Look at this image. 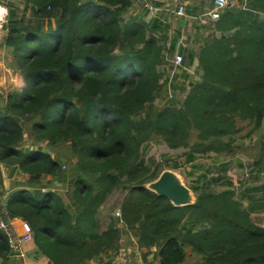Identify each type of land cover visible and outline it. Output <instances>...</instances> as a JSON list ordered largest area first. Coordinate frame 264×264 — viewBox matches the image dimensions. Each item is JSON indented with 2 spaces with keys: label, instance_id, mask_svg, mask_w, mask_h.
<instances>
[{
  "label": "trees",
  "instance_id": "trees-1",
  "mask_svg": "<svg viewBox=\"0 0 264 264\" xmlns=\"http://www.w3.org/2000/svg\"><path fill=\"white\" fill-rule=\"evenodd\" d=\"M24 4L23 14L10 6L4 43L13 50V68L31 85L10 92L0 110V166L19 165L36 183L44 175L59 177L64 166L53 149L23 147L25 134L33 145L69 143L76 207L41 188L17 189L6 203L12 216L30 222L50 262L85 264L117 249L126 226L140 244L160 248V264H185L187 246L200 254L193 264H264V182L252 190L261 195L250 197L248 206L233 189L204 186L195 203L175 206L147 188L162 170L143 155L154 135L171 148L188 149L189 163L197 155H231L248 128V136L259 133L256 163L264 162V0H235L224 10L218 34L200 45V77L179 105L170 95L178 86L170 77L161 81L164 27L124 24L132 0ZM23 119H33L31 129ZM119 187L126 191L122 222L112 218L103 228L100 207ZM253 212L262 213L263 224ZM4 251L9 243L0 231Z\"/></svg>",
  "mask_w": 264,
  "mask_h": 264
},
{
  "label": "rangeland",
  "instance_id": "rangeland-1",
  "mask_svg": "<svg viewBox=\"0 0 264 264\" xmlns=\"http://www.w3.org/2000/svg\"><path fill=\"white\" fill-rule=\"evenodd\" d=\"M4 1L5 2H1L3 6L0 5V13L1 15L4 12H6L7 14L3 17V19L0 18V59L2 61H6L7 67H13L12 62H16L14 58L12 59L13 50L10 47H6L4 43L7 34L6 22L8 21L7 18L9 17L10 3L14 4V7H17L15 9L20 14H23L25 12V0ZM137 7H139V9L142 11L144 10L140 6ZM135 11L136 8L134 9L133 14H135ZM198 26L194 25L190 29L193 30V32H191L190 34V37L193 36V38L192 41L188 40L190 42L188 45H193V53H195V51H198L203 39L202 29ZM212 34L216 35V33ZM174 52L176 53V51ZM170 53H172V51H170ZM186 61L188 62V66L191 69V72H181L179 68L178 70H175L176 72L180 73L175 81V75L173 76L172 83L178 86V88H170L171 94L176 93V96L174 97V105H179L181 100L184 99V96L191 87L190 82L196 81L200 77V71L197 68L198 64L194 63L191 57L188 60L186 57ZM171 65V62H165L159 67L164 74L163 80L161 81H164V79H166L167 77H172L173 67H170ZM184 74H188L189 79H186V76ZM30 85L31 83H28L25 87H29ZM25 87H20L19 89L21 90L23 88V90L25 91ZM10 92L14 93L15 89L10 90ZM1 95H3L5 99L6 95ZM163 101L164 99H162V97L160 96L159 98H157L156 104L158 106H161L164 104ZM3 106L0 107L3 108ZM31 122H33V119L29 121L23 119V124L26 130L31 129ZM261 131L264 132V119ZM247 132L248 128H246L242 133H239L243 134L245 138L238 139V141L236 142V150L231 155L215 153H211L207 156L197 155L196 159L193 160V162L189 163L187 157L188 149L182 147L177 149L171 148L167 145L166 142L160 139L158 135H154L149 142L144 144L143 155L145 158H153L154 162L152 163V169H156L158 171L171 169L176 172L180 176L182 181L191 188V190L193 188L192 192L194 194V198H196V194H198V192L202 190V188H200L202 186L207 189H214L215 191H221L227 188L235 190V198H239V200H241L245 206H248L250 197H258L261 195V192L252 193V190L264 182V162H262L260 165L256 163L260 149V146L258 144L259 133H255L252 135L250 134L248 136ZM25 135L26 136L23 147L34 149L40 148L47 151L53 149L51 150L53 157L58 158L64 166V172L62 173L63 175L59 177L54 176L49 178L47 177V175H44L40 177V180H38L37 183L33 182L32 184L34 185L27 186H30L29 188L31 189L41 188V191L43 190L42 192H46L48 190L55 191L62 196L67 206H72L71 208H73V206L75 205L73 204V200L71 198V177L75 173L74 163L76 161V158L72 156L69 143L57 142L51 145L48 144L47 141L41 140L37 144L33 145L32 139L27 136V133ZM3 165L4 164L1 165L0 170L2 172V175L4 174V179H7V173H9V170L12 166L14 168L19 167V165L6 164V167H4ZM13 173L14 171L12 172V174ZM17 175L19 177L22 176L21 172L19 171L17 172ZM26 184L27 183H15L14 186L19 185L21 187L22 185L26 186ZM244 193H246V196H242ZM125 194L126 191L124 189H122L121 187L116 188L106 198V201L101 205L99 218L101 220L103 228L107 226L112 218L116 217L115 214L117 209L119 207L122 208L121 201ZM261 214L262 213L260 212H253L252 219L255 222L263 224V217L261 216Z\"/></svg>",
  "mask_w": 264,
  "mask_h": 264
},
{
  "label": "crops",
  "instance_id": "crops-1",
  "mask_svg": "<svg viewBox=\"0 0 264 264\" xmlns=\"http://www.w3.org/2000/svg\"><path fill=\"white\" fill-rule=\"evenodd\" d=\"M1 2L5 1L0 0V5L3 6ZM154 2L160 8L158 17L148 16L147 11H142L139 9V7L134 6L132 0L131 8H136V11L135 14H131L132 19L130 23L134 21L137 23H144L147 28L152 27V24L154 22L161 24L165 30L162 32V42L165 46L164 52L169 53L170 55L174 54V51L182 52L184 53L185 58L187 57V60L191 57L193 62L197 63L200 47L198 51H195V53H193V45H188L190 43L189 41H192L193 38V36L190 37V34L191 32H193V30L190 29L194 25L198 26L197 21L192 19L193 17L191 16L199 14L209 8L212 4V0H154ZM181 4L185 5V10L187 13V15L183 17L175 15L176 12H174L175 10H178ZM11 5L12 4H10V6ZM131 8H129L128 10L130 11ZM128 10L126 11V13L128 12ZM3 14L7 13L4 12ZM3 14L0 16L2 17ZM198 27L202 29L203 39L209 34H212L208 27ZM5 46L7 47L6 44ZM170 51L173 52L170 53ZM15 69L13 67H7L6 61H2L0 59V106H5L7 96L10 93V90L15 89V91L20 92L27 85L26 80L21 71ZM20 87L23 88L20 90ZM1 94L6 95L5 99ZM3 108L0 107V110H2ZM3 166L6 167L5 164ZM18 169L20 168H14L12 166L9 170V173H7V179H4L0 170V204L2 205H6L9 196L15 190L20 188H29L30 186L27 185H34L32 184L34 182L32 179V175L25 173L21 169ZM13 171L14 173L12 174ZM18 171L21 172V177L17 175ZM47 177L49 178L53 176L47 175ZM15 183L27 184L26 186L22 185L20 187L19 185L14 186ZM114 218L116 219V217ZM21 222L22 221L20 220V218L15 219V225L20 234L23 232ZM121 228H123V233L121 235L118 248L109 249L108 251L102 253L99 257L91 259L85 264H160V248L158 246L142 245L140 244V242H138V237L133 231L127 228L125 229V226H122ZM8 243L9 251H4V253L2 254L0 253V255L2 256V261L0 262V264H52L50 260L46 257V255L39 249V247L34 241V238L31 241L19 243L16 249L12 248L9 240ZM186 251L187 257L185 264H193L200 259V254H197L191 246H187Z\"/></svg>",
  "mask_w": 264,
  "mask_h": 264
},
{
  "label": "built area",
  "instance_id": "built-area-1",
  "mask_svg": "<svg viewBox=\"0 0 264 264\" xmlns=\"http://www.w3.org/2000/svg\"><path fill=\"white\" fill-rule=\"evenodd\" d=\"M233 3H235V0H212V4L209 8L191 17H193L192 19L197 21L199 26L208 27L211 33L218 34L216 29V24L219 21L224 10L230 7ZM133 4L134 6L142 7L145 11H147L148 16L158 17L160 8L155 4L154 0H133ZM174 12H176L175 15L179 17H183L187 15L185 10V5L179 6L178 10H175ZM133 13H134V8H131L130 11L128 10L123 20L124 24H127L128 22L131 21L132 19L131 14ZM4 16H6V14H3V16L0 18L3 19ZM165 61L169 63L171 62L172 65L170 67H173L172 77H170V82L173 81L174 74L179 73L175 71L178 70L179 68L181 72L182 70L183 72L184 71L191 72V69L186 63L185 55L182 52H176L170 56L169 53H166ZM170 95L175 97L176 93L171 94L170 92ZM115 216L116 218L122 219L121 207L117 209ZM16 218H20V217L12 216L9 213L7 206L0 204V231H2L7 236L13 249H16L19 243L28 242L34 238L33 228L30 222L24 220L23 218H20V220L22 221L21 223H22L23 232L21 234L19 233L15 225ZM1 261H2V256L0 255V262Z\"/></svg>",
  "mask_w": 264,
  "mask_h": 264
},
{
  "label": "water",
  "instance_id": "water-1",
  "mask_svg": "<svg viewBox=\"0 0 264 264\" xmlns=\"http://www.w3.org/2000/svg\"><path fill=\"white\" fill-rule=\"evenodd\" d=\"M146 186L158 195L167 197L175 206L191 205L196 200L191 188L171 169L163 170L156 179L147 183Z\"/></svg>",
  "mask_w": 264,
  "mask_h": 264
},
{
  "label": "bare ground",
  "instance_id": "bare-ground-1",
  "mask_svg": "<svg viewBox=\"0 0 264 264\" xmlns=\"http://www.w3.org/2000/svg\"><path fill=\"white\" fill-rule=\"evenodd\" d=\"M1 9V8H0ZM1 11V10H0ZM0 15H1V13H0Z\"/></svg>",
  "mask_w": 264,
  "mask_h": 264
},
{
  "label": "clouds",
  "instance_id": "clouds-1",
  "mask_svg": "<svg viewBox=\"0 0 264 264\" xmlns=\"http://www.w3.org/2000/svg\"><path fill=\"white\" fill-rule=\"evenodd\" d=\"M120 221H122V219H120Z\"/></svg>",
  "mask_w": 264,
  "mask_h": 264
}]
</instances>
